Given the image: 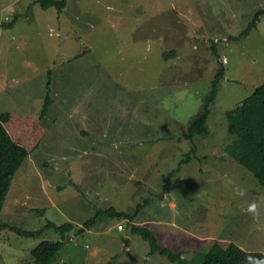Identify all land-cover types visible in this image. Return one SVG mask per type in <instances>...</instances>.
<instances>
[{
  "label": "rangeland",
  "instance_id": "obj_1",
  "mask_svg": "<svg viewBox=\"0 0 264 264\" xmlns=\"http://www.w3.org/2000/svg\"><path fill=\"white\" fill-rule=\"evenodd\" d=\"M261 7L264 0H67L59 12L0 0V112L40 113L49 79L52 97L47 133L17 170L0 223L72 222L52 264H178L151 252L126 219L105 215L77 232L98 209L138 204L134 222L188 264L201 263L214 241L264 253V186L226 150L235 138L227 111L264 83V14L232 37ZM221 67L209 133L190 138ZM253 202L258 215L247 211ZM45 239L61 240V231L0 229V264H32Z\"/></svg>",
  "mask_w": 264,
  "mask_h": 264
},
{
  "label": "trees",
  "instance_id": "obj_2",
  "mask_svg": "<svg viewBox=\"0 0 264 264\" xmlns=\"http://www.w3.org/2000/svg\"><path fill=\"white\" fill-rule=\"evenodd\" d=\"M37 2L44 9L55 6L59 12L63 11L67 4V0H37ZM263 14L264 7L257 9L251 23L240 32V35L232 38L238 39L249 34ZM15 20L9 22L7 26L12 28L16 22ZM213 51H216V45H213ZM171 54L175 55L174 50H172ZM168 56L166 55L165 59ZM224 72V67H221L213 81L212 93L205 98L203 111L191 119L188 135L190 138H193L194 134L205 137L209 133V130L207 131L205 128L206 121L210 113L211 104L214 103L217 97L218 84ZM49 74H51V70H49ZM47 87V96L40 113L24 114L16 109L0 112V212L17 170L30 153L39 146L47 133L42 121L46 117L52 102L51 79L48 80ZM226 116L232 124L235 135L234 140L226 145V150L238 162L253 172L259 183L264 186V83L257 86L254 92L241 100L235 108L228 110ZM195 148L196 146L193 149ZM187 155H190V152L186 153L178 168L173 169L170 175L175 174L182 163L189 159ZM140 207L141 204H138L135 210H118L113 206L98 209L96 215L86 220L84 225L78 228L77 232L81 233L87 228L95 226L105 215L117 217L118 220L126 219V221L131 223L132 232L140 234L149 241L151 252H158L178 264H188L182 252H176L170 247L161 245L152 229L140 226L134 222ZM7 227L11 228L15 233L27 237L41 235L46 227H55L61 231V240L52 241L45 239L32 249V264H52L63 247L68 237L67 234L73 230L74 224L66 222L58 225L53 221H48L46 226L41 229L27 230L6 222L0 223V229ZM199 264H264V253L245 250L235 242L222 244L220 241H214L210 249L204 253L202 262Z\"/></svg>",
  "mask_w": 264,
  "mask_h": 264
},
{
  "label": "clouds",
  "instance_id": "obj_3",
  "mask_svg": "<svg viewBox=\"0 0 264 264\" xmlns=\"http://www.w3.org/2000/svg\"><path fill=\"white\" fill-rule=\"evenodd\" d=\"M234 192L238 196L244 195V189L237 188V189H234ZM247 211L249 213H252L253 215H258V204H257V202H253V203L249 204Z\"/></svg>",
  "mask_w": 264,
  "mask_h": 264
},
{
  "label": "crops",
  "instance_id": "obj_4",
  "mask_svg": "<svg viewBox=\"0 0 264 264\" xmlns=\"http://www.w3.org/2000/svg\"><path fill=\"white\" fill-rule=\"evenodd\" d=\"M25 114H27V113H25Z\"/></svg>",
  "mask_w": 264,
  "mask_h": 264
},
{
  "label": "built area",
  "instance_id": "obj_5",
  "mask_svg": "<svg viewBox=\"0 0 264 264\" xmlns=\"http://www.w3.org/2000/svg\"><path fill=\"white\" fill-rule=\"evenodd\" d=\"M122 226V225H121Z\"/></svg>",
  "mask_w": 264,
  "mask_h": 264
}]
</instances>
